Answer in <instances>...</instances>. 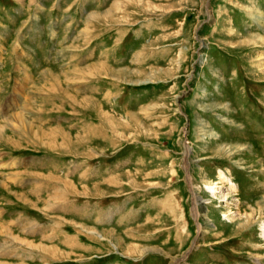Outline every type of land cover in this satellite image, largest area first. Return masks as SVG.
I'll use <instances>...</instances> for the list:
<instances>
[{
    "label": "rangeland",
    "instance_id": "obj_1",
    "mask_svg": "<svg viewBox=\"0 0 264 264\" xmlns=\"http://www.w3.org/2000/svg\"><path fill=\"white\" fill-rule=\"evenodd\" d=\"M0 126V264H264V0H0Z\"/></svg>",
    "mask_w": 264,
    "mask_h": 264
},
{
    "label": "bare ground",
    "instance_id": "obj_2",
    "mask_svg": "<svg viewBox=\"0 0 264 264\" xmlns=\"http://www.w3.org/2000/svg\"><path fill=\"white\" fill-rule=\"evenodd\" d=\"M22 116V115H21ZM20 116V113L19 114H15L14 116H13V119H17V121H16V124H13V122H12V124H11V126H12V129H9L10 131H14L16 128L17 129H21V128H23V127H27L28 125H29V123L24 119V117H21ZM12 119V120H13ZM11 121V120H10ZM3 139V140H5L6 138H7V134H6V128L5 127H2V126H0V139ZM189 150V149H188ZM189 151L186 153V156H187V160H188V162H189ZM4 187H5V185H3ZM212 192H213V194L214 195H216L215 194V188H213V187H211V189H210ZM194 202H195V208H194V212H195V216L196 217H199V211H198V199L195 197V199H194ZM4 229V227H3V225H0V234L2 235L4 232H2L1 230H3ZM200 230L202 231V229H201V227H200ZM263 230H264V226H263ZM6 232V231H5ZM8 233V232H7ZM10 235V234H9ZM263 236H264V231H263ZM33 243V242H32ZM32 243H27L30 247H32V248H34L35 246H34V244H32ZM26 244V243H25ZM36 248V247H35ZM42 248V247H41ZM41 248L40 247H38L37 249H40L41 250ZM43 249V251L44 252H48L49 250H54V248H49V247H45V248H42ZM191 250V249H190ZM187 254H189V253H187Z\"/></svg>",
    "mask_w": 264,
    "mask_h": 264
},
{
    "label": "water",
    "instance_id": "obj_3",
    "mask_svg": "<svg viewBox=\"0 0 264 264\" xmlns=\"http://www.w3.org/2000/svg\"><path fill=\"white\" fill-rule=\"evenodd\" d=\"M186 166H187V169H186V173H187V183H188V185H191V183H190V180H189V162H188V160H187V156H186ZM192 195L194 196V194H193V192H192ZM193 202H194V199H193ZM200 234V231H198V235ZM197 240V238H195V240L194 241H196Z\"/></svg>",
    "mask_w": 264,
    "mask_h": 264
}]
</instances>
